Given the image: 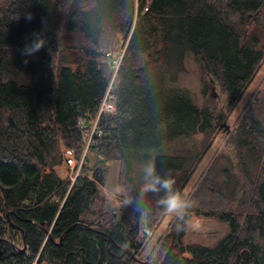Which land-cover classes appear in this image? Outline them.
<instances>
[{"label":"trees","instance_id":"trees-1","mask_svg":"<svg viewBox=\"0 0 264 264\" xmlns=\"http://www.w3.org/2000/svg\"><path fill=\"white\" fill-rule=\"evenodd\" d=\"M144 3L136 18V0H0V264H264L259 97L233 132L235 157L217 158L194 195L197 213L228 232L211 246L188 243L186 211L145 262L139 257L144 226L155 232L167 216L163 191L139 193L144 166L173 175L182 192L205 153L188 140L202 134L207 146L218 128L230 129L215 105L175 86L187 56L231 109L264 60V0H151L142 12ZM33 33L46 43L25 57ZM128 36L117 113L92 148L102 161L120 162L130 196L114 205L99 190L106 168L90 167L86 156L71 185L62 166L64 148L81 161L80 121L97 114L108 87L103 51Z\"/></svg>","mask_w":264,"mask_h":264},{"label":"rangeland","instance_id":"rangeland-1","mask_svg":"<svg viewBox=\"0 0 264 264\" xmlns=\"http://www.w3.org/2000/svg\"><path fill=\"white\" fill-rule=\"evenodd\" d=\"M120 43L121 40L116 46L110 47L109 49L107 48V50H113L119 47ZM202 78L203 75L199 62L196 60L193 54H189L185 61L184 70L178 74L175 86H179L188 90L196 102L200 105L204 103L215 105L218 112L224 113V120H222L220 123L222 125L227 123L230 126V129H224V126L220 127V129L218 128L214 137L209 140L207 146H205L204 136L202 134H197L188 140V144L190 145L200 148L204 147L203 149L205 153L191 179L181 192L186 193L191 201V207L186 210L191 211L192 215L188 220L189 232L185 240L188 243H202L211 246L228 232L229 227L227 223L222 222L215 217L197 213L198 210H201L198 209L200 202L194 198V195L199 189V186L202 180L205 178L209 168L213 165L217 158L224 159V156H228L230 158L235 157L234 145L231 141L233 132L239 125L241 119L244 117V114L248 111V108L253 106L252 104L254 100L258 97L259 103L257 105V109L261 112L259 118L264 125V60L260 64L259 70L255 75L253 82L250 84L239 103L233 109L226 107V99L222 95L219 87H213V84H210L205 88L202 83ZM94 154V149L89 150L88 160H86L89 166L92 168L107 169L105 183L100 185L99 190L106 196L107 200H109L114 205H118L121 201H128L130 191L126 190L120 185V162L114 160L106 163L98 156H94ZM141 168L142 165H136V171H140ZM62 170L64 174L69 177V171L65 165L62 166ZM240 193H242V191ZM240 195L238 196L239 200L237 203L232 204L234 209H237L238 205L240 204ZM178 216L179 215L167 213V216L158 226L155 232L146 225L144 226L143 231L148 235L149 238L145 249L139 256L142 261L148 259L149 254L156 245L159 246L160 237L169 229V221ZM143 224H145V221H143ZM146 230H148V232H146ZM41 264L47 263L44 262Z\"/></svg>","mask_w":264,"mask_h":264},{"label":"built area","instance_id":"built-area-1","mask_svg":"<svg viewBox=\"0 0 264 264\" xmlns=\"http://www.w3.org/2000/svg\"><path fill=\"white\" fill-rule=\"evenodd\" d=\"M150 1L151 0H145L142 12L148 10ZM139 6L140 0H136V18L139 12ZM129 40L130 36L122 38L119 47L113 50L103 51L105 54V60L109 64L111 77L108 87L100 102L97 114L80 121L84 149L81 161H77L71 150L64 148V158L66 167L69 171L71 185L76 182L78 176L81 174L82 166L84 165L86 156H88L89 150L97 146L101 142V139L105 136L106 126L110 123L105 119L109 116H114L117 113V98L115 90L117 88L119 70L127 50ZM146 232H148V230H146Z\"/></svg>","mask_w":264,"mask_h":264},{"label":"clouds","instance_id":"clouds-1","mask_svg":"<svg viewBox=\"0 0 264 264\" xmlns=\"http://www.w3.org/2000/svg\"><path fill=\"white\" fill-rule=\"evenodd\" d=\"M26 19L31 20L29 14ZM46 39L40 33H33L32 39L21 49V55L30 57L44 47ZM27 59L25 63H27ZM176 179L173 175H161L157 172L154 163H147L143 169V183L139 189L140 195L146 196L148 193H159L163 191L165 194L160 198L158 203L163 206L168 214L181 215L191 207V201L186 193H181L176 189ZM132 203V201H129ZM139 211V207L136 209Z\"/></svg>","mask_w":264,"mask_h":264},{"label":"crops","instance_id":"crops-1","mask_svg":"<svg viewBox=\"0 0 264 264\" xmlns=\"http://www.w3.org/2000/svg\"><path fill=\"white\" fill-rule=\"evenodd\" d=\"M94 151H95V150H94ZM94 156H96V157H97V154H96V152H95ZM87 160H88V157H87ZM86 164H87V165H89L87 161H86ZM103 184H104V183H101V184H99V187H100V185H103ZM99 189H100V188H99Z\"/></svg>","mask_w":264,"mask_h":264},{"label":"bare ground","instance_id":"bare-ground-1","mask_svg":"<svg viewBox=\"0 0 264 264\" xmlns=\"http://www.w3.org/2000/svg\"><path fill=\"white\" fill-rule=\"evenodd\" d=\"M209 91H210V90H209ZM206 100H207V99H206ZM209 100H211V99H209ZM217 100H219V99H217ZM207 101H208V100H207ZM211 101H212V100H211ZM211 101H210V102H211Z\"/></svg>","mask_w":264,"mask_h":264},{"label":"water","instance_id":"water-1","mask_svg":"<svg viewBox=\"0 0 264 264\" xmlns=\"http://www.w3.org/2000/svg\"><path fill=\"white\" fill-rule=\"evenodd\" d=\"M145 262V261H144Z\"/></svg>","mask_w":264,"mask_h":264}]
</instances>
